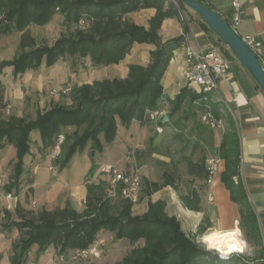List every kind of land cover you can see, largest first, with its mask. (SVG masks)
Listing matches in <instances>:
<instances>
[{"label": "trees", "instance_id": "1", "mask_svg": "<svg viewBox=\"0 0 264 264\" xmlns=\"http://www.w3.org/2000/svg\"><path fill=\"white\" fill-rule=\"evenodd\" d=\"M176 2L177 6L170 0H0V37L13 32L22 33L20 53L12 60L0 62V75L12 68V74L17 78L40 69L43 64L51 68L66 56L89 58L96 67L118 65L136 43L155 47L150 64L147 67L131 65L125 79L115 78L74 87L70 106L53 104L43 113L38 111L35 119L14 115L5 118L0 113V149L13 146L17 150L16 161L12 163L11 182L6 186L8 193L15 191L19 194L21 190L20 180L24 159L31 152L32 132L39 131L45 148H54L64 129L76 128L73 139L64 136L63 152L54 161L60 169H65L74 155L84 151L89 143L93 151L102 153L104 143L100 136L105 143H112L118 133V120L125 127L134 121L142 123L147 110H156L160 106L164 91L162 80L174 52L184 42L182 37L163 42L160 36L163 22L177 16L178 11L186 7L178 0ZM150 8L156 9L157 13L150 20L149 28L138 26L127 18L128 14ZM56 15L63 16L77 29L61 36L52 45H37L28 28L31 25L47 26ZM81 21L86 23L84 27L80 26ZM195 99L190 90L183 89L173 102V112L179 111L187 100L199 110L194 105ZM2 103L0 99V105ZM213 110L218 118L216 108ZM221 156L226 161L222 182L231 192L232 200L241 207V229L245 232L246 241L258 246V217L247 202L244 186L234 180L238 174L239 157V142L234 132L224 137ZM184 160L190 176L208 181L204 161ZM164 177L165 186L179 191V186L168 174ZM107 183L108 180L101 179L99 183L87 186L83 213L75 211L70 204L63 209L38 212H22L18 206V219H12L11 212L5 209V222L0 224L3 230L11 232L17 229L24 233L20 243L13 245L11 264H28V254L36 246L39 253L54 248L60 256L86 251L95 245L103 232L113 234L116 241L126 239L133 246L144 241V245L133 247L114 263L89 259V264H233L235 255L229 260H221L207 251L196 237L187 235L177 217L167 214L163 201L151 202L145 214L134 216V204L121 199L116 211L106 193ZM150 186V192L160 188L156 183ZM181 199L188 208L199 211L200 199L196 194L182 195ZM209 227V224H201L198 234L203 235ZM243 264H247L244 259ZM252 264H264L263 257Z\"/></svg>", "mask_w": 264, "mask_h": 264}, {"label": "crops", "instance_id": "2", "mask_svg": "<svg viewBox=\"0 0 264 264\" xmlns=\"http://www.w3.org/2000/svg\"><path fill=\"white\" fill-rule=\"evenodd\" d=\"M200 1L209 10L220 14L232 26L233 2L235 0ZM238 1L243 5L245 14L242 17V22L234 30L242 39L253 37L261 44L259 57L264 65V0ZM189 11L191 12L188 14L189 18L187 19L186 27L192 45L201 48L215 45L224 51L230 64V77L223 80L220 84V89L211 95L213 108H216L218 118H222L224 121L223 128L212 129L208 128L209 126L207 127V125L194 126V122L186 116L187 118L183 119L184 126L182 129L176 130L179 135L185 134L189 139L195 141L194 153L192 156H185L184 158H189L194 163L202 161L206 163L211 159H221L223 161L221 171L214 176L212 183H208L205 179L190 176L184 158L182 163H173L166 157L155 156L154 154L150 156L141 150L144 141L150 135L149 129L156 124L144 127L139 122L134 121L129 127H125L118 120V133L112 143H105L103 136H100L101 141L104 143V151L102 153L96 152L95 156H93L92 144L89 143L84 151L74 155L65 169H60V166L54 163L55 159L50 152L52 148H45L39 131H34L39 133V135L35 134L36 137L33 139V132L31 133V152L28 155L29 157L26 156V159L29 162L31 161V167L28 171L24 167L20 180L21 190L19 192L24 197L27 194L26 197L29 196L30 203L28 201L25 202L22 196L18 203L8 202L0 196V224L5 222L4 210L8 204L11 205L9 211L12 214V219H18L16 214L18 206L22 212L35 210L54 211L63 209L67 204H70L75 211L83 213L86 209L87 186L95 183L101 177L102 169L117 167L122 171H126L127 160L132 159L143 181L140 202L133 207L134 216L145 214L151 202L163 201L166 203L167 214L177 217L183 231L191 237H196L199 241H203V237L212 231L226 233L237 228L241 230V207L232 200L231 192L222 182V175L226 171V161L221 156V147L224 137L231 132L236 134L239 142L238 174L234 180L244 186L247 202L258 217V220L259 217H264V90L236 56L230 54L228 46H219V37L204 25L205 23L200 15L193 10ZM156 13L157 10L154 8L142 9L128 14L127 18L138 26L149 28V22ZM160 36L163 42L181 37V24L178 15L163 22ZM154 50L155 47L152 45L134 44L130 54L124 61L118 65L106 67L112 72V76L107 78L109 80L127 78L130 66L134 64L147 67L150 64L149 52ZM186 69V50L184 44H182L174 52L168 70L162 80L164 91L160 104L166 102L169 107H173L176 97L187 87L185 79ZM21 88H23L21 85H15L13 88L7 86L5 101L11 104L10 107L13 108L12 115L22 118L24 117V111L26 112L28 108L26 103L22 102V99L25 95H29L32 92L31 88H26L22 92ZM33 107L37 106L32 105L30 110ZM46 110L41 109L40 111L43 113ZM166 112H168V109H166ZM37 113L38 110L33 118L30 119H35ZM172 116L169 113L167 114L164 128L172 124L174 120ZM133 125L140 131L138 132V138L131 133L130 128ZM180 138H183V136H178L177 139ZM129 151H132L133 158L126 156ZM16 158L17 150L15 147L6 146L0 149V172L11 166V176L12 163L16 161ZM140 160H142L141 163L139 162ZM150 161H152L153 165L155 163L163 164L166 166V171L156 174L152 164L149 163ZM165 174H168L169 178L174 180L179 186V191H176L171 186L164 185ZM152 183L159 184L160 188L150 192L149 189ZM144 187L147 189V195L145 199H142ZM1 191L4 192L3 188H0V193ZM189 194H196L199 197V211L188 208L182 201L181 196H188ZM201 224H205V226L209 224L210 227L200 236L198 231ZM259 226H262L264 230L262 221H259ZM13 231L20 232L17 229H13ZM8 233L0 225L1 238H5V235L8 236ZM100 241H103V244ZM121 241L123 240L116 241L111 233H101L95 245L101 251L102 258L97 260L109 263L120 260L124 256L119 249ZM139 243H142V246L144 245V241ZM203 243L205 242L203 241ZM245 244L247 248L246 256L239 258L235 255L232 261L233 264H243V259L247 264H252L263 257L262 251H260L258 246L249 245L246 242ZM129 245L131 244L129 243ZM5 246H7L6 250L0 249V255H3L0 264H11L9 256H6L8 240L3 241L0 239V248ZM53 251L56 250L50 248L48 252L42 254L40 264H54L52 261ZM65 255L68 256L69 253ZM32 263L31 256H29L28 264ZM55 264L73 263L57 262Z\"/></svg>", "mask_w": 264, "mask_h": 264}, {"label": "rangeland", "instance_id": "3", "mask_svg": "<svg viewBox=\"0 0 264 264\" xmlns=\"http://www.w3.org/2000/svg\"><path fill=\"white\" fill-rule=\"evenodd\" d=\"M188 7L183 8L182 14L187 21L189 18V15L191 11H189ZM196 16V15H195ZM1 13H0V19H1ZM180 21V20H179ZM77 29L76 26L71 25L68 23L65 18L61 15H56L53 19V21L44 27H37L35 25H31L28 28V33L31 34L36 39L37 45H52L56 40H58L63 35H68L70 32H73ZM22 33L19 32H13L11 35L2 36L0 37V62L2 61H8L12 60L15 56H17L20 53L19 49V43L21 41ZM220 40V39H219ZM219 46H227L225 45L221 40L219 41ZM229 48V47H228ZM230 50V48H229ZM220 52L226 57V54L223 50L220 49ZM230 54L234 56L232 51L230 50ZM150 53V62H151V52ZM228 60V58H227ZM229 62V60H228ZM108 66H94L91 60L83 59L80 57H72V56H66L65 58L61 59L55 66L48 68L45 66V64L42 65V67L36 71H29L24 75L18 76L17 78L12 75L11 68L6 69L1 75H0V99L2 100V105H0V113L3 117L9 118L13 114V108H11V104L9 102L5 101V93L7 90V86H10L13 88L15 85H21L23 86L22 92H24V89L31 88V94L25 95V97L22 99V102H25L28 106L27 111L23 113L25 118H33L35 115V112L40 111L41 109L46 110L49 109L53 104H62L66 106H70L72 104L71 94L72 89L74 87H79L85 84H93L96 81L100 80H109L107 77L112 76V72L106 68ZM25 86V87H24ZM26 92V90H25ZM192 93V92H191ZM26 94V93H25ZM193 94V93H192ZM33 107L30 110V107ZM10 109V113L8 114L6 110L8 108ZM36 109V111H35ZM168 112L174 120L172 121V127L171 125L165 126V131L163 134H157L156 132V125H152L153 128H150V135L149 137L144 141L143 147L141 148L142 151L152 156L153 154L155 156L160 157H166L170 159L173 163H182L183 158L185 156H192L194 153L195 148V141L193 139H189V137L185 136V134H182L183 138H178V131L181 130L184 126L183 119L187 116L191 121L194 122V126H206L202 122L201 113L191 105L189 100H187L179 111L173 112V107L167 108ZM178 114V115H177ZM177 115V116H175ZM186 117V118H187ZM185 120V119H184ZM141 125V124H140ZM144 127L151 125L148 123L143 124ZM208 127V126H207ZM210 128V127H208ZM83 129H80L79 132L82 133ZM131 133L136 138H138V131L136 126L133 125L131 128ZM172 129V130H171ZM76 128H67L63 130V136H70L73 139V134L75 132ZM33 139H35L36 132L32 133ZM57 145V144H56ZM35 147V144H34ZM64 144L60 148V155H57L56 146L52 149H50V152L53 155L54 159H57L61 156L63 152ZM146 154V155H147ZM10 156V155H9ZM128 158H133L132 151H129L126 155ZM29 157V156H28ZM142 160L139 162L141 163ZM152 164V161L149 162ZM11 166L7 167L3 172H0V180L3 182V186L0 185V188H3V191H1L0 196L4 198L6 201L11 202H17L21 200L20 194H16L15 191L12 192V195L15 197V200H8L6 198V194L8 192L6 191V186L11 182L12 175L11 174ZM24 167L25 170H29L31 167V161L29 162L26 157L24 159ZM117 168V167H116ZM152 168L156 174L162 173L163 171H166V166H164L161 163H155L152 164ZM119 169V168H117ZM165 169V170H163ZM121 170V169H119ZM126 171L124 172H133L138 171L137 167L135 166L132 159H128L126 163ZM122 171V170H121ZM13 174V169H12ZM139 174V172H138ZM103 175V176H102ZM140 176V174H139ZM141 177V176H140ZM101 179L110 181V176L101 173V177L98 178V180L95 183H99ZM108 184V189L106 191L107 195L111 198V202L113 204L114 209L117 211L120 206V201L122 197L120 196L119 192L116 193V195H113L112 192H110V185ZM146 187L143 188V195L142 199L146 198ZM27 195V194H26ZM24 197V201H29V196ZM11 205L8 204L6 206V209H11ZM35 212H38V210H35ZM259 221H262L264 224V217H259ZM13 231V230H12ZM242 237L246 243V237L245 232L242 230ZM24 233L16 231L9 232L8 236L5 235V238H1L3 241L8 240V250L6 252V256H9L10 262L11 257L13 255V245L19 244L20 240L23 238ZM198 242L202 243V246L209 252L213 253L215 256H219L218 251L215 250H209V247L206 243H203V241ZM129 240H123L120 243V250L123 255L128 254L133 247L142 246V243H138L135 246L129 245ZM251 245L250 243H248ZM247 244V245H248ZM248 245V246H249ZM260 248V251H262L263 255V248L260 241V244L258 245ZM6 250L7 246L1 247L0 249ZM38 247H34L30 253L28 254L31 256V260L33 261L32 264H40V260H42V254L39 253ZM48 252V251H47ZM52 261L53 263H66L71 262L73 264H89L87 259L80 258L78 256H75L73 253H69L68 256H64V261L61 260V256L58 255L57 251L52 252ZM74 256L76 258H74ZM246 256V255H245ZM102 258V255H101ZM120 258V257H119ZM3 255H0V261H2ZM100 259V258H99ZM104 262V261H103Z\"/></svg>", "mask_w": 264, "mask_h": 264}, {"label": "built area", "instance_id": "4", "mask_svg": "<svg viewBox=\"0 0 264 264\" xmlns=\"http://www.w3.org/2000/svg\"><path fill=\"white\" fill-rule=\"evenodd\" d=\"M176 6V0H170ZM234 14L232 17V26L234 29L242 22V17L245 14L243 5L235 0L233 2ZM178 18L181 24V37L184 39V47L186 50V62L187 69L185 71V79L187 83V89L190 90L196 97L194 105L199 109L201 113L202 122L212 129L223 128L224 121L222 118H217L214 114L211 95L220 89V84L223 80L230 77V64L227 58L220 52V49L215 45L208 47H196L192 45L189 35L187 32V21L185 20L182 11H178ZM86 23L80 22V26L84 27ZM247 46L260 55L261 44L256 41L253 37H247L243 39ZM260 58V57H259ZM169 104L163 102L156 110H147L144 116L143 122L140 124H156L157 134H163L165 131L164 125L166 122L164 118L167 116L166 109ZM10 107L6 112L10 113ZM64 143V136H60L57 145V155H60V148ZM223 161L221 159H211L206 162V168L208 171V183H212L214 176L221 171ZM101 173L110 176V192L116 195L119 192L122 199L127 200L134 205L140 202L142 193V178L139 176L138 171L124 172L115 167H107L102 169ZM238 184V181H236ZM0 185L3 186V182L0 180ZM8 200H15L12 193L6 194ZM212 200V199H211ZM260 241L263 248V261H264V230L260 227ZM103 244V241H100ZM247 248L243 252L233 253L228 256L227 259H221L220 253L219 258L221 260H229L233 255L244 257L247 252ZM75 256L84 259H99L101 258V251L97 245L86 251H76ZM74 256V258H76ZM61 260L64 261V256H61Z\"/></svg>", "mask_w": 264, "mask_h": 264}, {"label": "water", "instance_id": "5", "mask_svg": "<svg viewBox=\"0 0 264 264\" xmlns=\"http://www.w3.org/2000/svg\"><path fill=\"white\" fill-rule=\"evenodd\" d=\"M200 15L202 21L227 45L241 64L247 68L264 90V65L256 52L251 50L234 29L215 11L206 8L200 0H178ZM167 117L164 118V121ZM96 152H92L95 156Z\"/></svg>", "mask_w": 264, "mask_h": 264}, {"label": "bare ground", "instance_id": "6", "mask_svg": "<svg viewBox=\"0 0 264 264\" xmlns=\"http://www.w3.org/2000/svg\"><path fill=\"white\" fill-rule=\"evenodd\" d=\"M237 229L231 232H226V233H223L220 231L209 232L203 237V241L208 245L209 249H212L215 251L217 248L222 249L223 251H228L229 247L233 245L242 247L244 251L246 244L244 240L241 239L242 232L240 229H238L240 234L236 235ZM240 241H242L243 243L242 244L238 243ZM233 253H239V252H231L230 254H233Z\"/></svg>", "mask_w": 264, "mask_h": 264}, {"label": "clouds", "instance_id": "7", "mask_svg": "<svg viewBox=\"0 0 264 264\" xmlns=\"http://www.w3.org/2000/svg\"><path fill=\"white\" fill-rule=\"evenodd\" d=\"M239 234H240L239 230L237 229L236 230V235H239ZM238 243L242 244L243 242L240 241ZM209 250H211V249H209ZM216 251H218L220 253V258L221 259H227L231 252H241V251H243V248L233 245V246L229 247L228 251H223L222 249H219V248H217Z\"/></svg>", "mask_w": 264, "mask_h": 264}]
</instances>
